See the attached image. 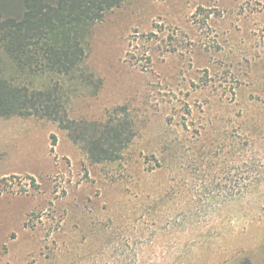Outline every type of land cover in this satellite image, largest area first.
<instances>
[{
    "label": "rangeland",
    "instance_id": "1",
    "mask_svg": "<svg viewBox=\"0 0 264 264\" xmlns=\"http://www.w3.org/2000/svg\"><path fill=\"white\" fill-rule=\"evenodd\" d=\"M85 48L77 136L110 116L136 136L97 164L58 123L0 116V264H264V181L228 199L245 173L222 144L264 111V0H126Z\"/></svg>",
    "mask_w": 264,
    "mask_h": 264
},
{
    "label": "trees",
    "instance_id": "2",
    "mask_svg": "<svg viewBox=\"0 0 264 264\" xmlns=\"http://www.w3.org/2000/svg\"><path fill=\"white\" fill-rule=\"evenodd\" d=\"M125 2L0 0V116L49 119L68 130L75 143L84 142L93 162L121 159L124 146L136 136L133 122L110 116L106 123H94V132L84 131L77 136L80 125L69 120L62 92L64 82L84 80L85 41L91 28ZM254 102L258 109L260 101ZM127 109L120 107L115 113ZM238 125L239 138L225 137L227 144H222L228 148L230 169L244 170L245 177L229 178L225 188L228 199L264 181V111L251 113L247 109ZM208 133L210 130L206 135L214 136V132ZM180 194L183 196L184 191ZM240 264L253 263L244 258Z\"/></svg>",
    "mask_w": 264,
    "mask_h": 264
}]
</instances>
